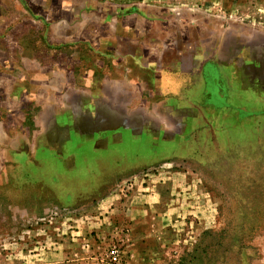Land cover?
<instances>
[{"label":"rangeland","instance_id":"obj_1","mask_svg":"<svg viewBox=\"0 0 264 264\" xmlns=\"http://www.w3.org/2000/svg\"><path fill=\"white\" fill-rule=\"evenodd\" d=\"M1 119L0 264H264V0H0Z\"/></svg>","mask_w":264,"mask_h":264},{"label":"crops","instance_id":"obj_2","mask_svg":"<svg viewBox=\"0 0 264 264\" xmlns=\"http://www.w3.org/2000/svg\"><path fill=\"white\" fill-rule=\"evenodd\" d=\"M192 77H194L193 83L191 85H189V87H188V89L186 91H184V93H185L184 96H186L185 97V106H184V108L193 109V111H195V114L193 116H191L192 118H194L195 116H199V117L203 118L208 113L210 114V112H208V111H211L209 109H212L211 105L207 106V104H208V100H207V98H208L207 83H206L205 78H203L201 75L193 74L191 76V78ZM185 79H186V77H185ZM10 91L11 90H9V92ZM244 92H246V91H241L239 89L235 90V93H236L235 102H236L237 105H238V103L241 102L240 105L242 104L243 106H239V109H232V111H234V112L235 111H237V112L241 111L242 112V110H244V111L250 112V110H247V109H249L247 107V105L243 104V102H242V97H250L248 93L244 94ZM220 93H222V92H220ZM202 101H204V103H206L205 104L206 107H203V105L201 104ZM199 102H200V104H199ZM240 109H242V110H240ZM222 111L223 110L217 111V112H220L219 113L220 116L222 115ZM58 122H59L58 117H55V118L50 117L48 122H47V124L54 125V124H58ZM60 122L63 124L64 120H60ZM3 123H4V120L1 119V121H0V126H1L0 127V135H2V136H4V130H3V127H2ZM191 123H192V121H191ZM36 135H38V134L36 133ZM137 137H142V135H137ZM137 137H135V138H137ZM125 139H126V137H124V139L122 138L121 142H124ZM126 140L133 141L134 138L128 137ZM153 151H154V148H153Z\"/></svg>","mask_w":264,"mask_h":264},{"label":"built area","instance_id":"obj_3","mask_svg":"<svg viewBox=\"0 0 264 264\" xmlns=\"http://www.w3.org/2000/svg\"><path fill=\"white\" fill-rule=\"evenodd\" d=\"M110 254H111V259L112 260H116L118 258V255L116 254L115 250H113Z\"/></svg>","mask_w":264,"mask_h":264}]
</instances>
